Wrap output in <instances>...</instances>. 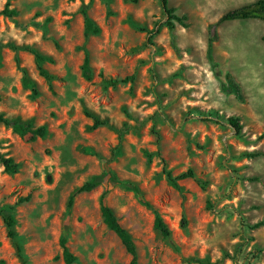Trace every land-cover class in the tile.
I'll use <instances>...</instances> for the list:
<instances>
[{"label":"rangeland","instance_id":"obj_1","mask_svg":"<svg viewBox=\"0 0 264 264\" xmlns=\"http://www.w3.org/2000/svg\"><path fill=\"white\" fill-rule=\"evenodd\" d=\"M250 1L169 0L187 27L168 31L158 0H0V114L47 130L27 142L0 124V153L19 164L15 174L0 164V264H65L61 237L73 264H129L102 222V194L134 241L136 264H264V157L243 156L264 152V138L257 140L264 134V22L218 25L207 59L209 26ZM83 10L98 34L85 36ZM139 29L157 30L150 44ZM24 47L51 60L43 68L56 78L52 90ZM23 70L36 96L23 86ZM131 75L132 84H102ZM208 114L237 117L241 136L201 119ZM91 116L105 125L91 129ZM164 169L172 176L191 169L207 185L187 179L174 188ZM108 172L114 180L76 195L67 210L79 187ZM153 211L169 237L154 229ZM7 217L15 220L13 240ZM257 222L263 225L250 229Z\"/></svg>","mask_w":264,"mask_h":264},{"label":"trees","instance_id":"obj_2","mask_svg":"<svg viewBox=\"0 0 264 264\" xmlns=\"http://www.w3.org/2000/svg\"><path fill=\"white\" fill-rule=\"evenodd\" d=\"M159 6L161 8V11L163 13V16L165 18V27L168 29V31H173L175 28V24H178L182 26L183 28H186L187 25L185 24L186 16H176L175 15V9L170 8L168 6L169 0H158ZM6 16L11 17L14 12L4 10L3 12ZM82 15L84 17V23L86 26L85 30V36L88 37L90 34H98L99 29L92 23V21L87 17L86 10L82 11ZM257 19L264 21V0H256L250 4H246L243 6H240L238 8L232 9L230 11H227L224 13L214 25L209 26V32L210 37L208 40L207 45V59L208 61L212 62V44L216 38L215 34V27L218 25L225 23V22H231V21H245V20H252ZM137 28V27H136ZM142 32H145L147 35L146 44L151 43V39L153 35L157 32V30H144L139 29ZM23 50L27 51L33 56L34 64L38 70L39 75L45 80V82L49 85L50 90L51 83L56 80L55 76L51 75L48 71H46L43 68V63L45 62H51V60L44 55L40 54L37 50L31 48V47H24ZM82 76L84 79L89 81L91 79V69L89 66L88 57L85 56L82 68H81ZM225 79L228 84V90L234 92L235 94H238L239 92V86L234 82L233 78L230 74L225 75ZM135 80V76H127L124 78H102V84L104 88H115L118 85H124V84H132ZM22 84L25 88L31 90V94L33 96L37 95V90L34 82L28 77L26 71H22ZM1 101V98H0ZM87 116H90L87 114ZM93 125L91 129H96L99 126L105 125L104 122L100 121L99 119L92 117ZM204 121H212L215 123L223 124L224 126H228L236 136H241L242 132V125L240 124V120L235 116H230L227 118H222L218 116L217 114H208L206 116L201 117ZM0 124L4 125L7 128H10L13 133L17 134L21 139L27 141V142H35L36 139L44 138L46 136L47 130L46 127L40 126L38 128L32 129L30 126H26L20 122L17 121H11L7 118H5L3 115L0 114ZM152 133L154 137L156 138V143L159 145L160 142V135L157 130L153 129ZM264 138V134H261L257 140H261ZM244 157L253 159L256 157H264V152H246L243 154ZM0 164L3 167V170L5 173L9 174H15L18 172L19 164L15 163L11 157H6L4 154L0 153ZM163 174L169 183L174 188H178V183L183 180H194L201 189H205L207 183L199 178H197L194 174V172L191 169H188L187 171L177 175L172 176L171 173L167 170H163ZM106 178H110L114 180V177L111 173H106L102 176H96L92 177L89 181L84 183L81 187H79L68 199L67 203V210L69 211L71 209L73 200L76 195L83 193V192H89L92 189H94L96 186L100 184V182H103ZM249 181H256L255 178H249ZM29 199V195L23 199V201H27ZM146 208L152 209L151 206L148 203L141 202ZM207 207H209L207 205ZM99 211L100 216L102 219V222L106 226V228L115 234V236L119 239L121 245L124 247L126 253L130 256L129 264H136L137 263V253H136V247L134 244V241L131 237V235L120 225L117 217L115 216L112 209L106 205L105 203V194H102L99 199ZM154 213V221H153V227L156 231H158L162 237L167 238L170 235V231L167 228L166 224L161 219L160 215L153 211ZM5 223L8 229L7 237L11 240L15 238V233L13 231V226L15 224V220L13 217H7L5 219ZM182 227L185 226V221L182 220L181 222ZM263 224L260 222H257L253 224L252 226H249L250 229H257L261 227ZM59 245L62 249V258L65 264H73L75 261V257L69 252L67 246H66V239L65 237H61L59 240ZM16 254L20 259H23L22 256V250L19 244H15ZM190 262L195 264H213L209 262L206 259H196L193 258L190 260Z\"/></svg>","mask_w":264,"mask_h":264},{"label":"crops","instance_id":"obj_3","mask_svg":"<svg viewBox=\"0 0 264 264\" xmlns=\"http://www.w3.org/2000/svg\"><path fill=\"white\" fill-rule=\"evenodd\" d=\"M254 1H256V0H253V1L247 2L246 4H250V3L254 2ZM246 4H244V5H246ZM242 6H243V5H242ZM252 20H256V21H259V22H264V21L257 20V19H252Z\"/></svg>","mask_w":264,"mask_h":264}]
</instances>
